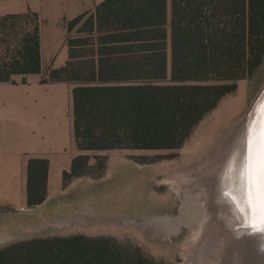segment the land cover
Wrapping results in <instances>:
<instances>
[{"label":"trees","instance_id":"16d2710c","mask_svg":"<svg viewBox=\"0 0 264 264\" xmlns=\"http://www.w3.org/2000/svg\"><path fill=\"white\" fill-rule=\"evenodd\" d=\"M66 28L75 32L66 41L70 61L46 75L78 83L79 154L63 187L85 175L84 152L180 148L264 61V0H105ZM0 38V82L40 73L35 14L0 17ZM46 168L28 163L29 208L46 198ZM124 255L105 239L33 238L0 247V264H122Z\"/></svg>","mask_w":264,"mask_h":264},{"label":"rangeland","instance_id":"374dc122","mask_svg":"<svg viewBox=\"0 0 264 264\" xmlns=\"http://www.w3.org/2000/svg\"><path fill=\"white\" fill-rule=\"evenodd\" d=\"M3 51L0 38V61ZM263 85L264 61L178 149L84 152L85 175L42 208L0 207V247L80 235L108 240L125 254L122 264H264V235L241 231L225 244L214 239L210 222L201 235L204 210L188 185L190 172L216 154Z\"/></svg>","mask_w":264,"mask_h":264},{"label":"crops","instance_id":"0c3cea01","mask_svg":"<svg viewBox=\"0 0 264 264\" xmlns=\"http://www.w3.org/2000/svg\"><path fill=\"white\" fill-rule=\"evenodd\" d=\"M104 1L0 0V17L35 14L40 37V73L0 82V207L30 211L63 193V173L79 154L73 137L71 96L78 83L49 82L46 75L70 61L66 41L75 32L69 33L66 23L94 13ZM30 160L47 164L46 198L32 208L27 206Z\"/></svg>","mask_w":264,"mask_h":264},{"label":"bare ground","instance_id":"6f19581e","mask_svg":"<svg viewBox=\"0 0 264 264\" xmlns=\"http://www.w3.org/2000/svg\"><path fill=\"white\" fill-rule=\"evenodd\" d=\"M234 138V135L231 136V139H228L216 154L207 159L195 172L188 173V185H191V192L196 193V199L204 210L201 235L203 228L207 225L206 222H210L217 227L218 236L214 239L222 240L225 244L239 236L241 231L247 230V217L237 201L239 200L237 184L240 182V170L235 157ZM201 174L203 176L200 177ZM222 190L232 194L240 211H237L231 201L222 198L220 194Z\"/></svg>","mask_w":264,"mask_h":264},{"label":"snow or ice","instance_id":"6c2138e0","mask_svg":"<svg viewBox=\"0 0 264 264\" xmlns=\"http://www.w3.org/2000/svg\"><path fill=\"white\" fill-rule=\"evenodd\" d=\"M246 145L244 207L248 217L246 228L249 235H264V124L258 130L255 142L251 132L249 133ZM220 194L240 211L236 199L229 191L222 190Z\"/></svg>","mask_w":264,"mask_h":264},{"label":"water","instance_id":"95a60500","mask_svg":"<svg viewBox=\"0 0 264 264\" xmlns=\"http://www.w3.org/2000/svg\"><path fill=\"white\" fill-rule=\"evenodd\" d=\"M262 124H264V85L256 95L249 110L246 111L243 117L235 121V124L233 125L232 129L228 133H226V135L224 136V140L218 145L219 149L225 144L228 139H231V136H235V157L237 158L236 161L240 170V182H237L239 200L237 201L242 211H244L245 207V163L247 156L246 141L249 138V133L251 132L252 139L255 142L256 135ZM244 213L247 217V213L245 211Z\"/></svg>","mask_w":264,"mask_h":264}]
</instances>
